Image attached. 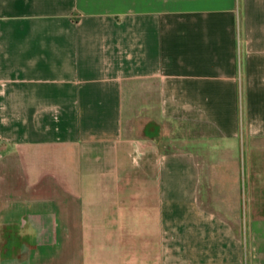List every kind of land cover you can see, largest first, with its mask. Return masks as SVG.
<instances>
[{
	"label": "crops",
	"instance_id": "0c3cea01",
	"mask_svg": "<svg viewBox=\"0 0 264 264\" xmlns=\"http://www.w3.org/2000/svg\"><path fill=\"white\" fill-rule=\"evenodd\" d=\"M0 264H264V0H0Z\"/></svg>",
	"mask_w": 264,
	"mask_h": 264
},
{
	"label": "rangeland",
	"instance_id": "374dc122",
	"mask_svg": "<svg viewBox=\"0 0 264 264\" xmlns=\"http://www.w3.org/2000/svg\"><path fill=\"white\" fill-rule=\"evenodd\" d=\"M176 130L175 125L172 128V131L174 132ZM218 216V215H217ZM224 216V215H220ZM228 219H230V223L232 226H242V227H248L249 226V215H226Z\"/></svg>",
	"mask_w": 264,
	"mask_h": 264
}]
</instances>
